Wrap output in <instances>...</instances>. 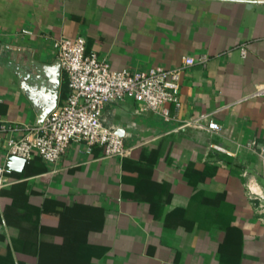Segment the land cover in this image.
Masks as SVG:
<instances>
[{
	"label": "crops",
	"instance_id": "obj_1",
	"mask_svg": "<svg viewBox=\"0 0 264 264\" xmlns=\"http://www.w3.org/2000/svg\"><path fill=\"white\" fill-rule=\"evenodd\" d=\"M79 37L119 71L196 60L182 107L109 105L125 156L72 143L10 171L0 264H264V97L246 99L264 82V0H0V165L38 124L22 78L47 83L55 40ZM205 114L220 131L186 125Z\"/></svg>",
	"mask_w": 264,
	"mask_h": 264
},
{
	"label": "built area",
	"instance_id": "obj_2",
	"mask_svg": "<svg viewBox=\"0 0 264 264\" xmlns=\"http://www.w3.org/2000/svg\"><path fill=\"white\" fill-rule=\"evenodd\" d=\"M53 46L66 79V96L42 122L28 128L23 137L9 140L8 156L26 161L37 156L55 163L75 143L85 145L88 152L100 148L106 157H123L128 152L124 138L117 133L119 128L104 124V110L112 104L133 101L139 106V112H153L170 120L171 106L182 107L183 71L196 64L193 58L185 57L182 65L174 69L155 67L146 72L119 71L96 53H89L82 37L57 39ZM260 97H264V82L258 84L246 99ZM203 124L212 131L221 130L212 114L192 118L186 123L188 126ZM214 148L225 151L220 146ZM11 182L10 171L0 165V191Z\"/></svg>",
	"mask_w": 264,
	"mask_h": 264
},
{
	"label": "water",
	"instance_id": "obj_3",
	"mask_svg": "<svg viewBox=\"0 0 264 264\" xmlns=\"http://www.w3.org/2000/svg\"><path fill=\"white\" fill-rule=\"evenodd\" d=\"M42 69L50 76L47 83L42 82L43 84H39L38 80L41 79V76H37L33 83L28 82V74L21 80L23 92L28 96L38 113V123L42 122L58 106L61 90V67L59 61L50 66H42ZM117 133L123 137L120 130ZM25 164V159L11 155L6 168L9 171L22 172Z\"/></svg>",
	"mask_w": 264,
	"mask_h": 264
}]
</instances>
